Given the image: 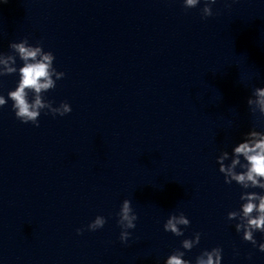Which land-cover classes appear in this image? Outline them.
<instances>
[{
	"label": "water",
	"instance_id": "95a60500",
	"mask_svg": "<svg viewBox=\"0 0 264 264\" xmlns=\"http://www.w3.org/2000/svg\"><path fill=\"white\" fill-rule=\"evenodd\" d=\"M256 87H264V37L119 155L0 231V264H165L176 249L195 264L214 247L223 249L221 264H264V252L236 232L239 221L227 219L240 209L244 189L225 184L217 164L253 127L264 131V117L247 105ZM124 199L138 216L127 244L119 240L116 216ZM179 212L190 225L177 237L163 225ZM97 215L107 223L88 231ZM196 232L200 243L184 250L182 240ZM254 236L264 243V233Z\"/></svg>",
	"mask_w": 264,
	"mask_h": 264
},
{
	"label": "clouds",
	"instance_id": "9594fccd",
	"mask_svg": "<svg viewBox=\"0 0 264 264\" xmlns=\"http://www.w3.org/2000/svg\"><path fill=\"white\" fill-rule=\"evenodd\" d=\"M6 3L7 0H4ZM217 0H203L204 6L200 9L201 18L207 19L214 15L212 5ZM201 0H183L184 8H196ZM10 53L0 52V78L19 74V80L14 90L7 93V99L0 95V107L7 104L8 99L12 103L15 116L22 123H31L39 127V117L42 111L53 116H65L72 111L70 104L61 102L53 106L54 102L47 100L44 93L54 89L56 82L65 77V73L57 71L53 66L55 56L51 51H45L42 44L32 45L25 38L20 42H13L9 45ZM17 57L23 62L17 68ZM31 94V99L29 98ZM250 111L255 114L259 112L264 117V87H256L252 96L247 99ZM230 161V163H226ZM219 172L224 176V183L231 185L238 184L244 191L240 195L243 203L239 210L228 212L229 221L238 220L235 224L237 233L242 232V239L249 242L253 247L264 252V243H257L254 233H264V131H257L255 127L244 134L242 142L232 148L231 154L222 151L217 157ZM241 171H237V169ZM260 189L261 192L248 191V189ZM117 224L120 227L119 240L127 244L132 233L129 231L136 228L137 214L134 212L132 202L124 199L119 212L116 213ZM107 218L97 215L87 225L88 231H96L104 227ZM190 225V220L183 212L172 213L163 225L164 231L180 237L184 235L183 228ZM183 226V228L181 227ZM84 228L76 230L77 235L83 234ZM201 233L196 232L191 239H183L181 247L184 250H191L200 243ZM223 249L214 247L211 250H204L196 257L195 264H221ZM185 251L176 249L170 254L165 264H192L190 260L184 259ZM251 259V254L249 255Z\"/></svg>",
	"mask_w": 264,
	"mask_h": 264
}]
</instances>
